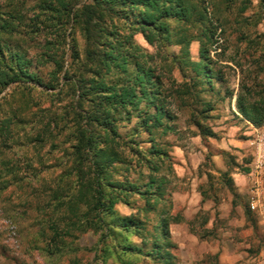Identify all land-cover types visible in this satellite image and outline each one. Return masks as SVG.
<instances>
[{"label": "trees", "instance_id": "16d2710c", "mask_svg": "<svg viewBox=\"0 0 264 264\" xmlns=\"http://www.w3.org/2000/svg\"><path fill=\"white\" fill-rule=\"evenodd\" d=\"M257 1L262 15L264 0ZM252 5L253 0L0 2V95L13 87L12 93L5 95L13 96L17 90L20 96L15 101L17 107H10L0 117V192L20 179L38 177V169L30 163L26 166L33 174H23L7 153L15 141L19 108L38 106L35 100L43 96L60 102L69 98L74 108L68 165L49 191L52 205L40 225L39 234L46 240L42 251L48 256H63L66 240L72 238V264H79L75 254L80 249L74 242L92 233L98 236L94 264L109 260L115 264L178 263L170 226L181 223L182 217L173 215L172 203L165 199L169 179L160 176L170 161L163 139L175 131L176 115L166 103L165 73L155 65V55L136 43L135 36H142L158 51L164 52L171 45L180 47V54L171 56L183 78L175 93L191 96L194 104L202 105L197 114L205 119L213 105L200 94L214 92L213 81L223 80L214 71L210 54L229 23L226 17L212 15L209 6L218 12L224 6L243 14ZM261 20L259 16L253 23ZM192 42L199 44L196 61L190 58ZM36 94L40 97L35 98ZM235 108L243 120L263 127L264 84L240 83ZM133 119L132 136L122 138L121 123ZM193 123L205 136L216 137L198 120ZM49 128L50 124L42 125L36 141L50 135ZM142 143L147 147H140ZM136 166L144 168L146 174L141 173L140 179L125 177ZM227 182L232 185L231 179ZM137 200L143 201V206L136 207ZM117 205L135 212L120 215ZM244 210L252 221L246 204ZM149 212L155 214L151 229L147 228ZM133 238L140 240V245ZM207 261L219 264L218 255L208 256Z\"/></svg>", "mask_w": 264, "mask_h": 264}, {"label": "rangeland", "instance_id": "374dc122", "mask_svg": "<svg viewBox=\"0 0 264 264\" xmlns=\"http://www.w3.org/2000/svg\"><path fill=\"white\" fill-rule=\"evenodd\" d=\"M220 9L221 11L218 12L215 6H209L212 15L226 17L229 23L217 38V43L210 55L215 62L214 71L219 72L223 80L213 81L214 92L202 91L200 94L203 101L213 105V110L205 119L197 114L202 105L194 104L191 96L178 97L175 93L176 89L180 88L183 78L171 62V56L177 57L180 54V47L171 45L164 52L158 51L149 46L142 36H135L136 43L149 54L155 55V65L165 73V86L169 93L166 103L176 115L175 131L163 139L170 156V161L165 163L160 172V176L169 179L165 199L172 203L173 215L182 216L183 200L178 201L176 205L173 199V194L180 187L178 179H198L199 192L206 201L212 202V206L209 210L202 208L190 221L192 226L188 225L189 229H193L190 233L208 241L222 233L220 229L228 228V220L220 219V212H217L215 208L218 207L222 198H226L227 201L228 196L234 195L232 185H229L227 181L232 179L231 174L246 169L250 161L249 154L244 156L236 154L229 143L232 137H236L231 134L230 125L240 126L234 114L236 111L235 95L240 83L251 85L254 82H260L264 84V14L261 15L262 11L258 1L253 0V5L243 14H238L233 9L227 10L224 6ZM259 16L262 20L255 25L253 22ZM75 37L79 42L81 41L77 30ZM189 49L190 58L194 61L198 60L199 44L192 42ZM66 60L68 63V55ZM184 80L187 81V79ZM12 88L11 90L7 88L0 95V97H5L0 100V117L10 107H17L15 101L20 98L18 92L16 93L17 90L13 96L5 95L12 93ZM228 93H232L231 98ZM36 96L40 97L38 94L35 98ZM35 101L38 106L29 104L27 107L19 108V118L16 120L18 125L14 127L15 141L11 148L7 149V153L12 163L22 168L23 174H29L30 177L33 174L32 170L26 166L30 163L38 169V177L20 179L0 192V264H72V238L66 240L67 245L63 250V256H48L42 251L46 240L40 236L39 231L40 225H43L42 221L44 223L46 219L45 213H48L49 206L52 205L49 201V191L56 186L58 177L64 173L68 165L69 151L73 144L72 138L69 137L74 130V108L72 109L73 106L69 104V98L60 102L43 96L40 101L39 99ZM194 119L198 120L202 127H208L215 132L216 137L205 136L194 126ZM44 124H50V135L45 134L43 141L38 142L36 132ZM135 125V119L131 123H121L119 133L122 138L132 136L131 131ZM140 137H136V141H139ZM141 146L145 148L147 144L142 143ZM220 146H228L232 149L221 150ZM141 173L145 175L146 170L136 166L130 169L125 177L140 179ZM232 199L229 219L234 220L237 216L236 211L240 207L245 213L244 205L246 204L253 214L252 221L246 217L248 221L246 227H254V234L247 237V242L254 246L264 245V231L258 227L257 223L258 210L250 209L251 196L248 200H242L236 195ZM135 204L136 207H141L143 201L137 200ZM115 210L120 215H130L135 212V209H129L123 205H117ZM146 218L147 228L151 229L155 223V214L149 212ZM210 223H212L211 228H208ZM182 232V230L174 231L173 229L174 236L183 234ZM171 238L174 241L172 235ZM132 240L136 245L141 243L137 238ZM97 241L98 236L87 233L74 242V245L80 249L75 254L79 264H94L93 257ZM200 251L199 249L194 250L193 253L197 255ZM173 253L178 259L177 264L181 259H187L186 253H182L177 244ZM208 256L210 255L204 257L202 263H208ZM107 264L115 263L109 260Z\"/></svg>", "mask_w": 264, "mask_h": 264}, {"label": "crops", "instance_id": "0c3cea01", "mask_svg": "<svg viewBox=\"0 0 264 264\" xmlns=\"http://www.w3.org/2000/svg\"><path fill=\"white\" fill-rule=\"evenodd\" d=\"M235 116L240 123L231 124L230 130L231 134L236 135L229 140L234 152L240 156L246 154L250 155V161L247 164L248 171L233 173L231 174L232 188L234 190V195L243 199H249L251 196V187L253 179H250V168L253 166L254 157L256 155L255 142L259 139L264 141V126L254 127L249 122L243 120L241 116L235 111ZM221 150H231L232 148L228 146H220ZM264 169L261 174V179H257L262 185V201L260 200V207L257 211L258 214V227L264 231ZM180 182V187L173 194L174 203L183 200V211H182V222L178 224H171L170 232L173 236V242L178 246V249L182 253H186L187 259H181L179 264H207L202 263V260L207 255H218L219 264H264V245H251L247 242V237L254 234V227L248 226V221L246 219L243 209L240 207L236 211V217L234 220L229 219V213L232 211L230 205L233 200V196H228L222 198L218 207L215 208L217 212H220L219 218L228 220V228L219 231L217 237L211 240H199L201 238L196 237L194 234L190 233L189 223L198 212L203 208L204 210H209L211 208V203L203 198V195L198 190V179H178ZM255 180V179H254ZM183 186V187H181ZM186 187V189L184 188ZM177 205V204H176ZM237 209V208H235ZM215 219V218H213ZM212 223L208 225L211 228ZM174 231L182 230L183 234L174 236ZM238 232V236L235 234ZM234 234V235H232ZM234 236V237H233ZM201 250L197 255L194 250ZM193 250V251H192ZM198 252V251H197Z\"/></svg>", "mask_w": 264, "mask_h": 264}, {"label": "built area", "instance_id": "2783aa9c", "mask_svg": "<svg viewBox=\"0 0 264 264\" xmlns=\"http://www.w3.org/2000/svg\"><path fill=\"white\" fill-rule=\"evenodd\" d=\"M256 155L253 166L250 168V179H253L251 191L250 209L258 210L262 196V185L257 179H261L264 169V141L259 139L255 142ZM255 179V180H254Z\"/></svg>", "mask_w": 264, "mask_h": 264}]
</instances>
